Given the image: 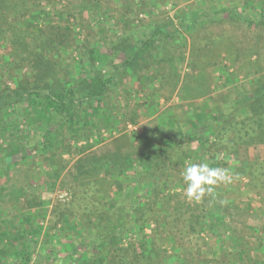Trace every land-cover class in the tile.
Here are the masks:
<instances>
[{
    "label": "rangeland",
    "instance_id": "rangeland-1",
    "mask_svg": "<svg viewBox=\"0 0 264 264\" xmlns=\"http://www.w3.org/2000/svg\"><path fill=\"white\" fill-rule=\"evenodd\" d=\"M37 2L54 23L70 18L71 48L64 49L61 58L68 71L89 52L92 62L108 69L113 62L111 45L125 29L131 32L129 45L144 38L145 30L150 36L153 28L164 29L162 46L155 45L135 75L125 76L110 98L111 128L103 119H97L94 126H89L90 139H81L71 153L59 156L55 167H47L41 155L22 147L23 152L7 159L9 164L15 163L13 167L0 176V234H7L0 240V264H22L26 254L18 258L15 251L30 253L29 264H107L106 245L92 243L91 226H99L95 218L104 208L111 210L116 205L111 193L115 179L123 184V194L128 199L127 188L137 183V176L132 170L119 176V171L108 169L110 176L101 173L77 180V160L87 154L137 153L145 148L147 136L153 146L168 136L180 137V133L191 131L212 142L219 130L213 131L208 123L214 106H225L228 94L238 92L240 86L245 89L251 82L264 81V26L259 21L264 0ZM245 8L252 21L240 16ZM189 13H207L208 18L186 30L181 28L180 17ZM30 19L28 16L22 25L40 33L45 24L41 19ZM174 28L178 35L173 34ZM11 54L5 41L0 40V76L11 69ZM2 81H6L5 77H0ZM124 114L136 123L128 122ZM20 130L34 133L24 126ZM12 140H1L0 145L10 149ZM196 148L200 150L183 164L177 161L173 166L166 165V177L158 172L156 188L165 187L168 196L159 193L154 197L149 191L142 199L138 190L135 192L134 199L144 208L145 221L143 227L131 225L134 237L126 235L121 240L122 248L136 246V235L141 233L162 248L164 264H221L227 260L226 255L228 264H239L240 245L248 241L256 248L250 252L252 260L245 264H264V193L253 189L259 182L264 184V176L255 173L264 164V147L251 146L245 160L224 151L208 152L194 144ZM192 163L226 168L232 183L220 184L214 195H206L199 203L189 200L181 173ZM58 166L63 169L51 190L45 176ZM106 189L110 195L102 198L99 192ZM98 196L102 202L95 199ZM92 202L94 215L89 220L83 214ZM62 216L67 223L60 220ZM27 224L31 227L26 229ZM249 231L253 234L248 235Z\"/></svg>",
    "mask_w": 264,
    "mask_h": 264
},
{
    "label": "trees",
    "instance_id": "trees-1",
    "mask_svg": "<svg viewBox=\"0 0 264 264\" xmlns=\"http://www.w3.org/2000/svg\"><path fill=\"white\" fill-rule=\"evenodd\" d=\"M39 7L37 0H0V40L5 41L12 53L9 64L11 69L5 68V73L0 76L6 80L0 83V141L13 138L10 149L6 144L0 145V176L4 175V170L13 167L15 163L9 164L7 159L23 152L22 147L41 155V162L47 167H55L59 163V156L71 153L81 139H90L89 126L91 124L94 126L97 119H103L111 128L113 115L110 98L120 88L125 76L135 75L134 72L146 57H149L154 46L157 44L160 46L162 38L165 39L164 29L157 26L152 29L150 36L145 30L142 34L144 38H139L133 45H129L128 38L131 32L125 29L111 45L113 62L108 69L104 64L96 65L92 62L89 52L76 60L68 71L61 58L62 51L71 48L70 18L54 23ZM227 11L232 13L229 8ZM239 14L253 20L247 8ZM207 15V13L182 15L181 28L189 30L191 25L194 27L196 23L206 20ZM28 16L32 22L41 19L45 24L40 33L22 25ZM61 16L63 13L59 15ZM259 21L264 26V4L259 12ZM176 31L174 28L173 34L178 35ZM95 47L97 45L92 49ZM225 100V106L218 104L214 106V114L208 122L212 125L213 131L219 128L212 142L191 131L186 135L180 133V137L168 136L161 144L153 146L147 136L144 138L145 148L137 153L118 152L104 156L87 154L77 160L75 165L77 180L80 176L88 178L101 173L110 176L111 172L115 171H119L120 176L127 170H132L137 176V183L127 188L128 199H125L126 196L123 194V184L115 179L111 193L115 195L116 205L111 210L104 208L95 218L98 219L99 226H91L92 243L106 245L109 253L107 264H164L166 257L162 248L146 235L137 234L134 243L136 246L128 249L122 248L121 240L126 235L129 238L134 237L130 231L133 223L143 227L145 221L142 211L144 208L134 199L135 192L138 190L142 199L149 191L154 197L159 193L167 195L165 187L162 190L156 188L158 172L166 177V165L173 166L177 161L183 164L185 159L200 150L198 148L194 150V144L208 152L224 151L241 160L247 158L251 146L264 147V81L251 82L245 89L240 86L238 92H231ZM123 116L128 122L136 123V120L127 114ZM20 126L33 130V135L21 132ZM263 167L264 164H260L259 168L255 169V173L261 177L264 176V173H261ZM62 169L58 166L46 174L45 184L50 183L51 190L55 189ZM108 169L111 172H108ZM254 187L256 192L260 190L259 192L264 193V184L261 185V182ZM145 190L147 191L144 192ZM99 193L103 195L102 198L110 195L108 189ZM99 197L95 199L102 202ZM92 205L95 204L92 202L83 214L89 220L94 215L90 208ZM60 220L67 223L64 216ZM25 221H29L28 217ZM25 227L27 229L31 226L27 224ZM31 231L35 233V237L38 236L34 229ZM140 231L143 233V229ZM20 232L27 233L23 229ZM252 234V231H249L248 235ZM6 236L7 234L2 232L0 240ZM243 243L240 245L239 264L250 262L252 260L250 252L256 248L248 241ZM21 253L26 254L22 264H29L30 253L15 251L16 257L19 258ZM225 257L227 260L224 259L225 262L221 264L229 263V255Z\"/></svg>",
    "mask_w": 264,
    "mask_h": 264
},
{
    "label": "clouds",
    "instance_id": "clouds-1",
    "mask_svg": "<svg viewBox=\"0 0 264 264\" xmlns=\"http://www.w3.org/2000/svg\"><path fill=\"white\" fill-rule=\"evenodd\" d=\"M181 175L187 185L185 195L189 200L197 203L201 202L206 195H214L216 187L220 184L232 183L233 180L228 169L212 167L208 163L188 164Z\"/></svg>",
    "mask_w": 264,
    "mask_h": 264
}]
</instances>
